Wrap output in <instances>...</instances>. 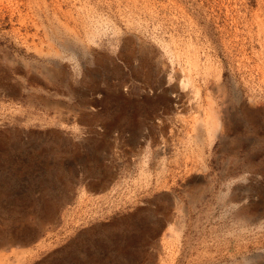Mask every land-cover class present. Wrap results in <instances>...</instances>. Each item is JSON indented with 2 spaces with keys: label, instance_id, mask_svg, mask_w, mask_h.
Instances as JSON below:
<instances>
[{
  "label": "rangeland",
  "instance_id": "374dc122",
  "mask_svg": "<svg viewBox=\"0 0 264 264\" xmlns=\"http://www.w3.org/2000/svg\"><path fill=\"white\" fill-rule=\"evenodd\" d=\"M0 264H264V0H0Z\"/></svg>",
  "mask_w": 264,
  "mask_h": 264
},
{
  "label": "bare ground",
  "instance_id": "6f19581e",
  "mask_svg": "<svg viewBox=\"0 0 264 264\" xmlns=\"http://www.w3.org/2000/svg\"><path fill=\"white\" fill-rule=\"evenodd\" d=\"M57 55L58 54L55 53V56H57ZM227 115H228L227 111L222 110V114L218 115V117L215 118L216 119L215 123H213V125H211V126H207L208 132H209V139H206L204 142L206 143L208 140V142H209L208 146L209 147L212 146L214 139H216L218 137L225 136V134L231 130V127L233 126V124H232V121L230 120V117ZM203 155H204V151H203ZM202 160H203V165H204L205 169H207L206 162H205V155L202 157Z\"/></svg>",
  "mask_w": 264,
  "mask_h": 264
}]
</instances>
